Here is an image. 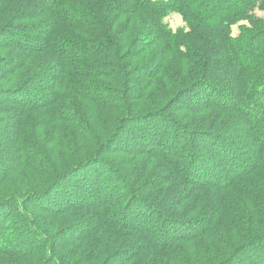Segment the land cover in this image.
<instances>
[{"label":"trees","instance_id":"1","mask_svg":"<svg viewBox=\"0 0 264 264\" xmlns=\"http://www.w3.org/2000/svg\"><path fill=\"white\" fill-rule=\"evenodd\" d=\"M161 125L173 127L164 151ZM7 127L14 156L0 185L26 179L19 195L0 198V240H12L0 264L264 260V0H0V132ZM65 129L97 146L94 156L60 164L42 140ZM181 137L188 150H178ZM77 170H106L125 190L85 180L96 195L52 205L49 193ZM35 213L87 223L65 231L66 249ZM7 221L20 233L7 235Z\"/></svg>","mask_w":264,"mask_h":264},{"label":"rangeland","instance_id":"2","mask_svg":"<svg viewBox=\"0 0 264 264\" xmlns=\"http://www.w3.org/2000/svg\"><path fill=\"white\" fill-rule=\"evenodd\" d=\"M165 20L172 30H175L178 27L182 26L181 18L173 11L168 13ZM233 32H235V33L237 32L236 27L233 28ZM136 99L138 100L139 96L136 97ZM136 99L129 100L128 102H134ZM164 126H165V124H164ZM168 126H170V125H168ZM105 128H107L110 132L115 129V127H105ZM172 128L173 127H167V126L163 127V125H161V128L157 129V137L156 138H159L157 140L158 142L161 141V143H159V146L157 147L158 150L164 151V147L163 146L161 147L163 139L160 140L162 138V133L169 131V134H170L173 130ZM196 128L197 127H191L190 129H196ZM9 130H10V128L7 127L5 131L1 130V132H0V135H1L0 138H2V139H0V141H2V144H0V153L3 154L4 157H6V159L5 158L2 159L3 162L0 166V170H1L0 173L6 170L7 161L9 160V157L14 156L13 151H12L13 144H11L9 142V134L11 132ZM125 130H126V132H131L130 129H125ZM133 133H134V131L132 132V134ZM55 134H57V132ZM55 134H53L52 137H50L46 140H42V146L44 148H46L48 151L55 153V155L59 159L60 164L63 162L68 163V161L71 162V160L77 156L82 157L86 154L88 155V157L94 156L93 153L95 154V150L97 149V146L93 145L91 141H88L86 143L83 142L82 145L79 146V145L75 144L74 140H72L71 134L67 129L63 130L62 132H59L58 133L59 137H57V138L55 137ZM168 135H167V137H168ZM131 139L133 140V137ZM147 140L152 141L154 139L147 137ZM135 142H137V141H135ZM190 143H191V141L189 139L187 140V139L181 137V139H179L178 145H176V146L179 147L178 150H182L183 148L188 150L191 147ZM236 147L240 148L242 152L247 153L248 157L249 156L251 158L253 157L254 150L251 147H248L245 144H240V146L237 145ZM206 152H208V151L206 150ZM32 153H34V152L32 151ZM208 153H210V152H208ZM29 157L31 158V156H29ZM211 158L213 160L215 159L214 157H211ZM110 159H114V158L106 155L105 160H107V161L109 160V161L106 162L105 169H107L108 165L112 166L114 168V166L112 165V161L110 163ZM214 161H217V159H215ZM251 162H253V159H251ZM21 170H22L21 172H23V168ZM84 171L85 170L75 171V173L78 172V175H76L75 173L72 174V176L70 177V180L63 179L64 181L62 180L60 182L61 184L59 183V185L57 184V186L55 188H53V191H51L49 193V196L51 197L50 201H53L52 205H55V203L57 204L58 201L63 199V198L64 199L67 198L66 196H68V195H70V196L73 195V197L80 199V200H78V202H83L85 200H88V196H90V198H91L92 195H94V194L96 195V193H97L96 191H99L98 190L99 185H100L101 191L106 190L109 192H114V195H118L119 193H122V191L125 190V188L122 187L121 182H115L114 177L112 175H110L111 173L108 174V172L106 170H102L101 172L97 173V174H99L98 176H99L100 181H101V183L98 185V187L91 188V186H89V185L85 186V184H84L85 180H88V182H89L90 179H94L96 182V181H98L97 179H99V178H96V176H92V177L87 176L85 178ZM223 174H225V173L223 172ZM77 176H78V179L76 180ZM24 179H26L25 176L23 177L20 174V181L16 182L15 184H11L10 187H8V185L6 183H5L6 184L5 185L3 182H1L2 184L0 185V198H8V197H13L15 195H19L20 192H18V191H21L23 189ZM125 180L127 181L129 188H131L135 194H139V195H141V197L145 196L144 193L137 192L138 190H136V189H138L137 187H139V185L134 186V184H132L131 180H128V179H125ZM88 182L86 184H88ZM12 191H13V193H12ZM81 191H83L84 193L85 192H87V193H85V195H84L83 193H81ZM101 191H100V195L102 196L104 193H102ZM208 192L209 191L207 190V191H205L204 194H206ZM125 193H126V194H124L125 196L128 195V191ZM124 195H123V197H124ZM17 197H20V196H17ZM127 197H128V200L129 199L131 200L130 194L128 196H126V199H127ZM76 198H74V199H76ZM101 198H102L101 201H103L104 197L102 196ZM95 202H99V199L95 200ZM130 203L131 204L128 206L129 209H131L130 207H132L133 209H137L139 207L138 205H140V203H138L134 199H132V201ZM56 216L46 214V213L45 214L44 213L43 214L42 213H40V214L35 213L33 215V217H35L36 219H41V221H39L41 228L46 230L47 233H49V235L52 237L54 242L61 245L62 248L66 247V249H67V247L69 246L71 241H70V238H68V236L66 235L65 231L68 230V232H69L70 230H72V228L74 229V227H78V226H76V224L82 225L86 221L78 222L79 219L75 218V220H74L73 215H70L69 219H67L66 217L61 218V217H56ZM112 217L117 218V216H115V217L112 216ZM44 218L46 219V222H45ZM52 218H54L56 220L52 221L53 220ZM71 218H72V220H71ZM49 219H50V222H48ZM151 220H155V218H152ZM9 221H7L6 223L3 224V231L6 232V234L8 232H10L11 233V234H9L10 237L14 236L15 233H17V232L20 233V227H18L17 225H11V224L8 225L10 223ZM147 224H150V223H147ZM146 225L143 228L145 229L146 232H148ZM159 231L160 230L157 227V228H154L153 232H150V233L157 234V233H159ZM9 236H8V238H9ZM107 239L108 238L105 237L104 240L107 241ZM11 241L12 240H10V239H6V241L4 239H2V240H0V246H5V247L10 248L12 246ZM17 245H19V244H17ZM57 253H60V251L56 252V254ZM61 254H63V253H60V255ZM179 255H180V257H183L182 250H179ZM255 261L252 260L251 262H248V264H257L258 261L257 262H255ZM258 263L264 264V260L259 261Z\"/></svg>","mask_w":264,"mask_h":264}]
</instances>
